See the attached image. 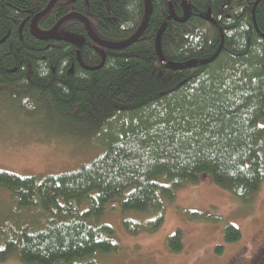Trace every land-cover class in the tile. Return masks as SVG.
Returning a JSON list of instances; mask_svg holds the SVG:
<instances>
[{
  "label": "trees",
  "instance_id": "trees-1",
  "mask_svg": "<svg viewBox=\"0 0 264 264\" xmlns=\"http://www.w3.org/2000/svg\"><path fill=\"white\" fill-rule=\"evenodd\" d=\"M51 1L0 0V104L83 129L103 149L69 172L0 169V192L15 209L0 227V263L92 264L116 254L115 231L101 220L110 202L152 216L124 218L128 233L151 232L165 202L203 177L250 202L264 178V0H186L182 23L167 17L169 3L183 15V0H149L142 35L119 47L98 45L78 17L101 42L120 44L138 31L145 0H57L37 28L68 18L52 37L37 36L30 21ZM239 237L225 225V242ZM167 241L182 251L180 230Z\"/></svg>",
  "mask_w": 264,
  "mask_h": 264
},
{
  "label": "rangeland",
  "instance_id": "rangeland-1",
  "mask_svg": "<svg viewBox=\"0 0 264 264\" xmlns=\"http://www.w3.org/2000/svg\"><path fill=\"white\" fill-rule=\"evenodd\" d=\"M68 126L42 116L25 118L14 107L0 104V169L42 177L75 170L102 152L103 147L91 142L83 129ZM249 201H239L203 177L165 202L159 228L136 235L124 229L122 220L145 224L152 216L123 213L118 202H110L101 220L114 229L121 250L98 256L92 264H245L248 260L257 264L264 255V178ZM13 213L9 193L1 191L0 227ZM227 224L239 230L238 240L224 241ZM176 230L183 247L179 252L171 251L167 241ZM0 264L21 263L12 257Z\"/></svg>",
  "mask_w": 264,
  "mask_h": 264
},
{
  "label": "water",
  "instance_id": "water-1",
  "mask_svg": "<svg viewBox=\"0 0 264 264\" xmlns=\"http://www.w3.org/2000/svg\"><path fill=\"white\" fill-rule=\"evenodd\" d=\"M57 0H52L47 6H46V8L43 10V11H41L40 13H38V14H36L33 18H32V20L30 21V28H31V31L35 34V35H37V36H41V37H43V36H47V37H52L54 34H55V32L57 31V29L59 28V26L61 25V23L66 19V18H68V17H64L63 19H61L58 23H56L48 32H45V33H38L37 31H36V21L41 17V16H43L44 14H46L50 9H51V7L53 6V4L56 2ZM145 3H146V16H145V18H144V20H143V22L141 23V25H140V27H139V29H138V31L135 33V35L133 36V37H131L130 39H128L126 42H123V43H120V44H112V45H110V44H107V43H104V42H101L100 40H98L94 35H93V33H92V31H91V29H90V26H89V23H88V20L86 19V18H84V17H81V16H75V17H78L79 19H82V21L84 22V24H85V28H86V31L88 32V35L91 37V39H93L98 45H100L101 47H109V46H113V47H119V46H124V45H127V44H130V43H132V42H134L136 39H138L141 35H142V33H143V31L145 30V28H146V25H147V22H148V18H149V14H150V12H151V5H150V2H149V0H145ZM182 6H183V15L181 16V17H178V16H176L175 14H174V12H173V10H172V8H171V5H170V3H169V15H168V17H167V20H171V19H173V20H175V21H177V22H186L188 19H189V17H190V15H191V11H190V7L187 5V2H186V0H183V2H182ZM66 39L67 40H69L70 42H72V43H74V44H76L77 46H82V44H83V42H84V40L83 39H81V38H79V37H73V36H71V35H68L67 37H66ZM101 56H102V62L101 63H103V61H104V58H105V56H104V53H102L101 54ZM78 60L80 61V59L78 58ZM80 63H81V61H80Z\"/></svg>",
  "mask_w": 264,
  "mask_h": 264
},
{
  "label": "flooded vegetation",
  "instance_id": "flooded-vegetation-1",
  "mask_svg": "<svg viewBox=\"0 0 264 264\" xmlns=\"http://www.w3.org/2000/svg\"><path fill=\"white\" fill-rule=\"evenodd\" d=\"M245 264H253V260H248L245 262ZM257 264H264V255L262 257L258 258Z\"/></svg>",
  "mask_w": 264,
  "mask_h": 264
},
{
  "label": "bare ground",
  "instance_id": "bare-ground-1",
  "mask_svg": "<svg viewBox=\"0 0 264 264\" xmlns=\"http://www.w3.org/2000/svg\"><path fill=\"white\" fill-rule=\"evenodd\" d=\"M38 10V9H37ZM227 22V21H226ZM36 31L38 32V33H43V31H40L37 27H36ZM84 144V143H83ZM159 215V214H158ZM41 218V217H40Z\"/></svg>",
  "mask_w": 264,
  "mask_h": 264
}]
</instances>
